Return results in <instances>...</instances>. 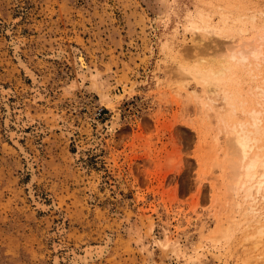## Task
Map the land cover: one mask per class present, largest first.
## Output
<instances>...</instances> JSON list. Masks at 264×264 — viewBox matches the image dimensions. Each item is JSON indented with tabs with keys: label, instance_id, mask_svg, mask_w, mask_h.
I'll use <instances>...</instances> for the list:
<instances>
[{
	"label": "rangeland",
	"instance_id": "rangeland-1",
	"mask_svg": "<svg viewBox=\"0 0 264 264\" xmlns=\"http://www.w3.org/2000/svg\"><path fill=\"white\" fill-rule=\"evenodd\" d=\"M263 23L264 0H0V264H256L228 232L231 98L191 70ZM256 69L228 89L247 97ZM106 237L101 257L73 260Z\"/></svg>",
	"mask_w": 264,
	"mask_h": 264
},
{
	"label": "bare ground",
	"instance_id": "bare-ground-1",
	"mask_svg": "<svg viewBox=\"0 0 264 264\" xmlns=\"http://www.w3.org/2000/svg\"><path fill=\"white\" fill-rule=\"evenodd\" d=\"M229 5L231 6V4ZM219 8L218 12L223 17L228 16V12L233 11L237 13L236 17L238 19L247 17L249 20L254 21L256 17L255 12L251 9L249 14H244L243 12V14H241L237 9H233V6L230 9H224L222 6ZM202 15L200 20H197L196 23L205 24L204 29L207 36L209 35L208 38L210 41H215L216 38H218L217 36L224 35L223 29L216 28L215 25H206L209 17L206 15L205 11ZM225 21L222 20V23H226ZM193 33L196 35L197 32L193 31ZM243 42L244 43L238 44V46H231L228 43L219 44V47L215 49L212 56L203 59L201 57L198 58V61L192 65L191 74L202 83L207 82L209 84L221 86L225 93L224 99L231 98V101H228V103L232 107L231 111L234 120L232 122H223L220 128L221 130H219L224 131L226 135L225 139H227L225 141L226 144L228 143V152L230 153V163L228 165L229 182L228 184L226 182V184L224 183L226 185L225 188H227V190H225L229 193L230 197L228 198L230 200L229 205L232 208V212L229 214L232 217L230 225L227 222L231 227L228 232L231 234L237 230L241 231V234H243L242 241H239L240 243L238 244L242 246L246 245V247L252 251L250 254H253H247L248 251H246L247 258L250 257V260L251 258L255 259L256 264H264V222H262L264 219V77L262 81L259 82L260 85L255 84V88L248 89L249 95L247 97L242 96L241 93L236 95L233 89H228V86L232 83L233 76L236 72L238 73L240 67L246 66L247 72L250 75L256 76L258 74V72H256V66L259 65L260 62L264 63V23L257 29L255 35ZM13 49L15 52L18 51V46L14 45ZM55 56L59 58L61 57V53L55 54ZM20 63L24 64L21 61ZM25 67L23 66V68ZM75 67L77 76L83 81L84 72H90V69L84 58L79 54L75 57ZM31 71L32 70L27 71L28 76H30L33 82H36L38 77ZM100 85L101 84H96V90L100 102L106 103L110 98L102 94ZM74 86L73 83H70L68 87L71 89L72 87L74 88ZM2 93L7 94V91L4 90ZM251 98L253 101L251 104L253 106L249 104ZM5 109L6 115L4 116L7 122L10 114L7 105ZM114 121L116 122L115 119ZM114 124L112 127H114ZM98 142L97 136H93L92 145ZM20 150L23 149L20 147ZM24 156L26 158L27 168L32 176V164L27 160L26 154H24ZM28 189V193L31 195L30 185H28ZM236 214L240 216L237 218L238 215ZM250 215H256L257 227L252 226L253 220H244ZM241 216L243 219H241ZM225 229L221 231V234L225 232ZM162 234L163 232H161V236ZM227 239H230V237ZM105 240L107 241L100 246H89L81 255H74L73 260L76 258V260L87 262L93 259V256L101 257L108 250L110 244L109 237H106ZM145 256L147 259V254ZM250 260L245 259V262H251ZM56 261L55 259V262Z\"/></svg>",
	"mask_w": 264,
	"mask_h": 264
},
{
	"label": "built area",
	"instance_id": "built-area-1",
	"mask_svg": "<svg viewBox=\"0 0 264 264\" xmlns=\"http://www.w3.org/2000/svg\"><path fill=\"white\" fill-rule=\"evenodd\" d=\"M102 115V108L97 107L94 109L93 113H92V118L94 120H99L101 118Z\"/></svg>",
	"mask_w": 264,
	"mask_h": 264
}]
</instances>
